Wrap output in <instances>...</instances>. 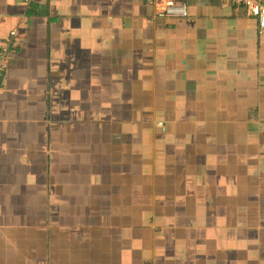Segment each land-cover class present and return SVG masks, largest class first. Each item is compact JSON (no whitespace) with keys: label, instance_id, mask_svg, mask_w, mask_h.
<instances>
[{"label":"crops","instance_id":"1","mask_svg":"<svg viewBox=\"0 0 264 264\" xmlns=\"http://www.w3.org/2000/svg\"><path fill=\"white\" fill-rule=\"evenodd\" d=\"M176 1L0 0V264H264V34Z\"/></svg>","mask_w":264,"mask_h":264},{"label":"built area","instance_id":"2","mask_svg":"<svg viewBox=\"0 0 264 264\" xmlns=\"http://www.w3.org/2000/svg\"><path fill=\"white\" fill-rule=\"evenodd\" d=\"M22 6H27L31 0H21ZM153 7L154 17H182L187 14L184 3L176 0H145ZM238 9L245 10L249 15L253 16L257 21V29L264 34V0H229ZM16 31L13 29L9 32V36L0 43V84L4 77L7 67L11 63L9 57V47Z\"/></svg>","mask_w":264,"mask_h":264},{"label":"rangeland","instance_id":"3","mask_svg":"<svg viewBox=\"0 0 264 264\" xmlns=\"http://www.w3.org/2000/svg\"><path fill=\"white\" fill-rule=\"evenodd\" d=\"M179 2V1H178Z\"/></svg>","mask_w":264,"mask_h":264}]
</instances>
